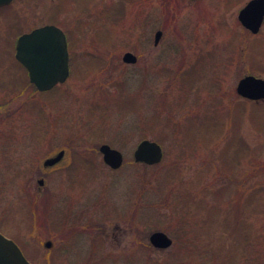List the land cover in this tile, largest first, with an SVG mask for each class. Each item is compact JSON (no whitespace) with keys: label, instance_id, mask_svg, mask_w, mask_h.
Here are the masks:
<instances>
[{"label":"rangeland","instance_id":"374dc122","mask_svg":"<svg viewBox=\"0 0 264 264\" xmlns=\"http://www.w3.org/2000/svg\"><path fill=\"white\" fill-rule=\"evenodd\" d=\"M247 1L0 6V232L29 261L264 264V99L235 90L264 78V23L251 33L237 19ZM50 23L66 34L70 72L38 91L14 46ZM143 138L161 145L158 163L134 161ZM102 143L121 151L118 168ZM156 230L170 246L151 245Z\"/></svg>","mask_w":264,"mask_h":264},{"label":"water","instance_id":"95a60500","mask_svg":"<svg viewBox=\"0 0 264 264\" xmlns=\"http://www.w3.org/2000/svg\"><path fill=\"white\" fill-rule=\"evenodd\" d=\"M12 0H0V5ZM238 20L251 33H257L264 22V0H248L238 12ZM161 31L154 34L157 43ZM15 59L26 69L29 81L39 91H46L58 83H62L69 75V55L66 36L63 30L55 24H44L28 32L20 34L15 42ZM122 61L133 63L136 56L127 51L122 55ZM237 94L251 100L264 99V78L247 74L241 77L235 87ZM102 159L110 168H118L123 161L121 151L108 143L99 146ZM161 145L150 139L139 141L133 151L136 162L156 164L162 159ZM63 156V150L47 157L44 166L58 163ZM264 165V160H263ZM41 185L42 179L38 180ZM149 242L156 248H167L172 239L163 231L156 230L149 235ZM50 243L46 242V246ZM0 264H33L26 259L17 243L0 232Z\"/></svg>","mask_w":264,"mask_h":264},{"label":"flooded vegetation","instance_id":"af4514ba","mask_svg":"<svg viewBox=\"0 0 264 264\" xmlns=\"http://www.w3.org/2000/svg\"><path fill=\"white\" fill-rule=\"evenodd\" d=\"M263 25V24H262ZM261 28V27H260ZM60 162V161H59ZM57 164V163H56ZM56 164H54V165H56ZM54 165H52V166H54ZM45 168H48L49 166H44Z\"/></svg>","mask_w":264,"mask_h":264},{"label":"trees","instance_id":"16d2710c","mask_svg":"<svg viewBox=\"0 0 264 264\" xmlns=\"http://www.w3.org/2000/svg\"><path fill=\"white\" fill-rule=\"evenodd\" d=\"M24 252V251H23ZM25 253V252H24Z\"/></svg>","mask_w":264,"mask_h":264}]
</instances>
